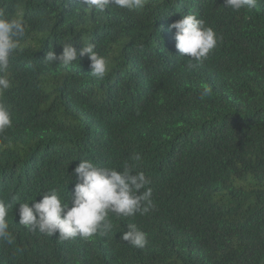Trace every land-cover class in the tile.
Here are the masks:
<instances>
[{"label":"trees","instance_id":"1","mask_svg":"<svg viewBox=\"0 0 264 264\" xmlns=\"http://www.w3.org/2000/svg\"><path fill=\"white\" fill-rule=\"evenodd\" d=\"M0 12L26 25L0 73L12 119L0 133L11 240L0 239V264H264V0L239 11L224 0H144L104 12L77 0H0ZM188 14L218 36L201 64L178 53L168 30ZM89 43L107 61L103 79L86 55L67 68L44 61ZM81 160L143 171L154 208L109 213L111 231L90 239L19 224V204L50 189L70 202ZM130 223L147 233L145 248L121 239Z\"/></svg>","mask_w":264,"mask_h":264},{"label":"clouds","instance_id":"2","mask_svg":"<svg viewBox=\"0 0 264 264\" xmlns=\"http://www.w3.org/2000/svg\"><path fill=\"white\" fill-rule=\"evenodd\" d=\"M85 10L104 12L109 8L140 9L144 0H77ZM226 8L239 11L243 8H254L257 0H224ZM169 31L175 30V48L181 56L203 63L209 53L217 47L218 36L214 29L207 27L203 19L195 14L182 16L171 23ZM26 25L22 19H9L0 12V73L5 72L10 64L13 51L20 46L24 37ZM95 45L89 43L77 50L73 44L63 45V51L57 55L48 51L45 62L70 67L78 57L87 56L90 60L92 76L103 79L108 71L106 59L98 54ZM192 65H189L191 67ZM10 88L9 79L0 75V94ZM210 88L205 86L202 97L208 95ZM12 126L11 112L7 106L0 103V133ZM139 154L135 160L139 161ZM134 173V174H133ZM77 178L70 202L61 197L57 189L44 192L42 199L31 203L19 204L18 223L30 230L53 236L59 233V239L68 240L80 237L90 239L95 234L111 231L112 223L109 213L118 217H134L136 214L149 213L154 204L152 189L148 187L151 180L143 171H135L134 166L125 164L122 170L111 167H100L90 160H81L74 169ZM71 203V206H69ZM8 206L0 201V239L11 242L8 232ZM121 239L132 247L143 249L148 243L147 233L135 224L127 225Z\"/></svg>","mask_w":264,"mask_h":264}]
</instances>
